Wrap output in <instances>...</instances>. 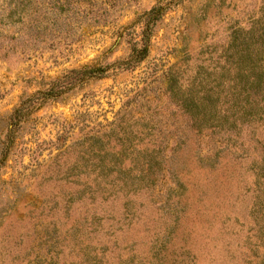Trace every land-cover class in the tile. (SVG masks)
I'll return each mask as SVG.
<instances>
[{"label": "rangeland", "instance_id": "1", "mask_svg": "<svg viewBox=\"0 0 264 264\" xmlns=\"http://www.w3.org/2000/svg\"><path fill=\"white\" fill-rule=\"evenodd\" d=\"M0 264H264V0H0Z\"/></svg>", "mask_w": 264, "mask_h": 264}, {"label": "trees", "instance_id": "2", "mask_svg": "<svg viewBox=\"0 0 264 264\" xmlns=\"http://www.w3.org/2000/svg\"><path fill=\"white\" fill-rule=\"evenodd\" d=\"M163 9L162 7H155L150 12L146 14L145 17V27L143 31V39H142V46L140 48H135L133 50V55L131 58L125 63L127 67L134 66L138 64L139 62L143 61L148 53L149 50V44H150V38L151 33L153 31V27L156 23V21L162 16ZM120 65L119 63L115 64ZM126 68V67H124ZM107 71V67H85L81 70H73L68 75H65L61 80L51 85V87L46 90L44 93H40V95L43 96V98H57L65 93H68L75 89L76 87L82 85L86 80L94 79V78H101L105 75ZM36 99V98H35ZM36 101L34 98L27 99L22 102V105L19 109L13 112V114L10 117L11 124L16 125L19 124V122L28 115L30 112L29 107ZM12 138H10V144L13 142V135L11 133ZM146 166V165H145ZM148 171L145 173L143 170H141L140 175L141 178H133L138 181H144L147 177ZM154 174L157 175L156 171H154ZM118 183L115 185L118 189V191L123 190V185L120 183L121 180L117 179ZM154 180H157V177L154 178ZM134 180L129 179L128 182L133 186ZM152 184V183H151ZM115 189V191H116Z\"/></svg>", "mask_w": 264, "mask_h": 264}]
</instances>
